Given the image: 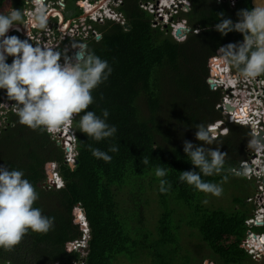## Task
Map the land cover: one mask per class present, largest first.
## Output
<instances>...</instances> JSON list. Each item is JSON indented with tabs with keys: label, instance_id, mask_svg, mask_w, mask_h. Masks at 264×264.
I'll list each match as a JSON object with an SVG mask.
<instances>
[{
	"label": "trees",
	"instance_id": "16d2710c",
	"mask_svg": "<svg viewBox=\"0 0 264 264\" xmlns=\"http://www.w3.org/2000/svg\"><path fill=\"white\" fill-rule=\"evenodd\" d=\"M24 1L15 8L21 10ZM152 1L123 0L120 11L129 29L108 22L96 26L99 40L87 41L86 51L113 69L93 90L94 102L87 110L102 116L107 109L106 122L117 131L95 141L79 131L83 113L77 114L71 127L77 151L74 167L65 162L61 146L47 131L22 125L17 114L8 111L0 126V166L23 171L38 193L33 206L53 219V227L47 233L29 230L12 251L0 250V264H71L77 260L79 254L71 249V242L80 236L74 212L79 204L91 234L88 264L137 262L141 257L146 264H190L191 256L181 255L180 229L184 227L195 231L204 249L217 258L205 259L204 264L249 260L246 237L258 229L245 223L252 206L235 199L238 206L231 212L209 209L203 202L208 193L180 181L179 176L183 171H198L183 151L184 141L203 143L196 139L195 127L207 129L221 118L216 109L220 93L207 83L209 66L219 58V47L243 40L235 31L221 36L215 24L221 13L236 21L238 10L252 8L251 1L238 0L231 6L218 0H190L191 9L183 17L192 31L182 42L172 37L169 25L153 26V14L140 7ZM4 2L0 0V10ZM70 14L65 16H78L80 11ZM209 138L212 143L205 147L223 152L224 164L220 173L201 178L216 185L245 158L243 149L251 135L247 127L231 125L228 136L212 139L209 134ZM113 145L118 150L108 151ZM91 148L106 152L111 160L95 158ZM157 167L167 169L165 177L155 175ZM48 170L59 173L63 188L43 187ZM160 179L167 181L166 187L170 185L165 193L159 190ZM155 210L158 216L151 217Z\"/></svg>",
	"mask_w": 264,
	"mask_h": 264
},
{
	"label": "clouds",
	"instance_id": "9594fccd",
	"mask_svg": "<svg viewBox=\"0 0 264 264\" xmlns=\"http://www.w3.org/2000/svg\"><path fill=\"white\" fill-rule=\"evenodd\" d=\"M26 1H29L35 10L34 14L29 17L28 23L38 28L35 30L36 32H44L47 24H49L45 16L47 2L55 4L60 0H25L21 10L13 9L7 14L0 13V90H5L8 99L15 101L16 114L19 118V123L22 125L32 130L47 131L50 135L55 131L60 134L61 132L59 131L68 126L69 135L65 137L68 140H64L65 134L60 135L63 138V148L66 151L65 162L74 167L77 151L75 134L71 127L72 120L77 114L83 113L79 115V131L95 141L110 138L117 131L114 125H109L106 122L109 116L107 109L102 111V116L96 115L92 110H87L94 102L93 90L109 78L113 69L106 60L85 50L88 40L65 41L57 45L54 51L53 49L30 43L29 39H25L18 32H10L7 35L13 27L24 26V14L22 11L26 8ZM173 1L175 0H170L171 4L169 6L162 5L163 9L170 10ZM66 4L63 0V9L59 8L58 5L54 6V9L57 10L55 11L62 15V21H60V16L56 15L52 22L56 26L60 22L63 24L67 20L79 19L85 16L86 20L83 23L79 22L81 23L79 24L81 33H84L85 28L89 25L97 32L99 31L96 26L105 25L108 22L121 25L116 18L110 17V12L121 13L124 16L120 11L123 2L122 5L117 6L115 0H103L102 3L99 0H78L76 5L80 9H78L80 14L76 17H66L64 15L66 9H68ZM88 4L92 5L90 9H88ZM93 8H96L97 11L95 13L94 11L89 12ZM236 15L237 20L233 21L231 18H224L221 13L219 22L215 24V30L221 36H226L233 31L238 32L242 34L243 40L242 42L228 43L219 47L217 54L225 66H230L235 70L234 79L240 77L255 79L264 75V7L240 9ZM172 17L176 20V16L172 15ZM125 25H127V21ZM125 25L121 26L128 30ZM16 30L19 31L20 29L16 27ZM86 31L90 33L91 29ZM13 34H18L24 39L22 40ZM74 43L76 45L82 44L81 50L73 51L71 44ZM67 47L70 49L69 52L63 50V48L66 49ZM76 52H79V54L75 57ZM9 57H12L11 63H8ZM224 116V114H221L220 119ZM227 121H229V118ZM227 123L245 126L224 121L222 129L227 128ZM210 125H208L207 129L202 125L195 127V137L203 143L197 145L188 140L184 141L183 151L190 163L198 171H183L179 176V180L193 186L196 190L219 195L221 189L218 186L201 178L202 176L220 173L224 164L223 152L219 149L205 147L206 144L212 143L209 138ZM227 134L228 132L220 135L225 137ZM66 147H70V151L66 150ZM117 150L115 145L110 146L108 149L110 152H116ZM91 152L95 158L103 159L105 162L111 160V156L100 149L91 148ZM67 155L73 157L74 161L69 162L66 160ZM142 162L145 165L148 164L147 159ZM48 172L52 177L48 179L49 174L47 175V180L43 187L48 190L63 188L64 181L59 173L53 170H48ZM166 173L167 169L165 168L157 167L155 170V175L160 178L165 177ZM230 173L236 175L231 170ZM55 175L60 179L56 181ZM166 184L167 181L165 179H160L159 190L161 193L168 191L170 185L166 187ZM253 196H249L246 199L248 205L252 206V210L254 207L247 200ZM37 199V191L30 181L24 177L22 170H10L6 166H0V250L12 251L29 230L37 233H47L53 227V219L43 215L39 208L33 206ZM74 212L77 221L80 223L81 230L80 236L71 242V249L79 254L78 259L72 261L71 264H88L87 257L90 252L89 243L91 240L89 224L85 219V214L80 204L74 207ZM262 227H264V224L261 227L250 228L260 229ZM251 234L264 235V232H251L248 235ZM248 255V261H253L251 255Z\"/></svg>",
	"mask_w": 264,
	"mask_h": 264
},
{
	"label": "built area",
	"instance_id": "2783aa9c",
	"mask_svg": "<svg viewBox=\"0 0 264 264\" xmlns=\"http://www.w3.org/2000/svg\"><path fill=\"white\" fill-rule=\"evenodd\" d=\"M159 2H155L156 5H152L151 2L140 3V7L144 10H147L150 13H153L154 9H158L160 12H165L163 9V2L165 0H157ZM238 0H218L220 2H229L231 6H234ZM100 3L103 0H99ZM122 0H115V4L117 6L122 5ZM58 5L59 8H64L63 0L57 1L55 4H51L47 2V7L45 8V16L46 21L49 23L47 24L44 32H36L35 30L38 29L35 25L29 24L28 20L29 17L34 14V9L29 1H26V8L23 9L22 13L24 14L23 25H18L20 30L17 31L16 27L10 29L7 33L9 35L10 32H18L19 34L23 35L25 39H29L30 43L34 45H40L42 47H47L53 49L55 51V47L57 45L62 44L65 41H77V40H88L90 38L99 39L100 34L95 29H93L90 25L88 26V30L91 29L90 33L86 31L85 33H81L79 31V24L83 23L86 20V17H80L79 19H72L67 20L65 23L62 24H54L52 19L56 17V15L60 16V21H62V15L55 12L54 6ZM95 5V4H93ZM92 5L88 4V9H90ZM170 10L182 8L184 11L188 12L191 9V2L190 0H175L173 1V5L170 6ZM11 9L10 11H12ZM160 15V13H159ZM110 17L116 18L121 25H125L126 21L124 16L121 13L117 12H110ZM64 19V18H63ZM101 20V19H100ZM81 21V23H79ZM158 25L154 23L153 26ZM163 25V24H161ZM183 30L180 34H177V29L181 26ZM166 26V25H164ZM170 26V25H169ZM173 30H170V34L172 37L178 41L182 42L186 40L188 34L192 31V29L188 26L187 20L182 19L181 23L176 25H172ZM70 27V28H69ZM171 29V27H170ZM190 30V31H187ZM194 33H198V29L193 30ZM78 51L81 50L82 44L78 45ZM66 47V45H65ZM63 48L65 52H69L70 49ZM217 68L219 75L213 74V69ZM223 76V78L220 76ZM229 75V77H228ZM235 71L230 66H225L220 59H214L210 66H209V76L207 78V83L209 86L213 84V87L210 88L213 91L223 90L224 92H228V87L226 83L230 84L233 88L230 90L231 93L242 94V98L246 96L245 101L239 102L236 100L237 97L231 98L229 95H225L224 98L220 102L217 103L216 109L220 110L222 108L221 114H226L230 112L226 109L225 105L226 102L229 100L233 103L238 105V111H235L230 114V123H239L251 128L252 133L254 136L262 135L264 138V125L262 121H264V76L257 77L255 79H246L243 77L234 79ZM1 91L0 97V105L3 103L7 104L5 107L6 109L0 107V117H6L8 111H12L14 114L17 112V107L15 105V101L9 100L6 94V91ZM248 103V104H246ZM248 105V106H247ZM244 106H247V110L243 111ZM232 112V111H231ZM229 115V114H228ZM225 117L220 120L215 121L213 124L209 126V132L213 139H216L221 135H224L228 132V129H218L216 126L221 124L225 121ZM222 128V126H221ZM262 132V133H260ZM260 133V135H259ZM255 144V149L253 151L250 150V154L247 156L246 159H243L239 162V165L233 167L231 169L232 173L244 177L246 180L254 181L257 187V192L253 197L248 198V202L253 205V210L250 217L245 221L248 227H261L264 224V143L260 140L251 142ZM69 162L74 161V158L69 156L67 158ZM55 180H59L57 175H55ZM81 210V209H80ZM262 222H258V221ZM261 224V225H259ZM264 238V235H248L246 238L245 243V250L248 254L251 255L252 259L255 261L261 260L264 258V240L262 244L259 243L260 239ZM261 244V245H258ZM58 264V263H57ZM76 264H83V263H76Z\"/></svg>",
	"mask_w": 264,
	"mask_h": 264
},
{
	"label": "rangeland",
	"instance_id": "374dc122",
	"mask_svg": "<svg viewBox=\"0 0 264 264\" xmlns=\"http://www.w3.org/2000/svg\"><path fill=\"white\" fill-rule=\"evenodd\" d=\"M52 1H55V0H52ZM66 1H67L66 5H67L68 9H66L64 15L70 14V13L73 14L74 10L77 13L78 12L77 11L78 9L76 8L77 5L75 6V4H73L76 0H66ZM20 2H21V0H5L4 4L0 10V13L7 14L8 12H10V8L17 9L15 7H17V5L20 4ZM155 2H158V1L153 0L151 2V4L156 5ZM14 4L15 5L17 4V5L14 6ZM158 4H159V2H158ZM69 9H71V10H69ZM164 11L165 12H160L158 9H154L153 12L155 14H153V21H155V23H157L158 25L159 24H163L166 26L170 25L171 31L173 30L172 25H176L178 23H181L182 19H185L183 17V15L185 13H187L182 8H179L177 10L176 9H174V10L164 9ZM159 13H160V15H159ZM172 15L176 16L175 17L176 20H174V17H172ZM75 16H76V14L73 15V17H75ZM87 29H88V27L85 28V31ZM85 31H84V33H85ZM94 39H96V38H94ZM71 47H72V50L75 51L78 49L79 46L74 43V44H71ZM85 50H86V48H85ZM212 72H213V74H215L214 71H212ZM240 96H241L240 99H242V97H243L242 94H240ZM244 99H246V96L244 97ZM6 106H7V104H5V103L0 105V107H2L4 109H6L5 108ZM218 112H220V110H218ZM4 119H5V117L4 118H2V116L0 117V126L4 123ZM228 125L229 124L227 123L226 126L229 129V131H228V134L226 136H228L230 133V128ZM220 137H223V136L220 135L218 138H220ZM218 138H216V139H218ZM50 139L53 140L54 142H56V144L58 146H61V142H62L63 138L59 133L53 132V134L50 135ZM61 149L63 150V154H64L63 156L65 157L66 151L64 150L63 146H61ZM243 152H245L244 149H243ZM245 155H246V152H245ZM68 157H69V155H67V158ZM48 174H49V172L47 173V175ZM49 178H51L50 174L48 175V179ZM216 186H218L221 189L220 194L219 195H214L212 193L205 194L203 197L204 205H205V207H207L209 209H222V210L227 211V212L233 211L232 208L235 206H238L234 202L235 199L241 200L242 202H246L247 197L253 196L256 192V184L254 181L246 180L245 178H243L241 176H237V175L228 176L226 179L219 181L216 184ZM179 212H181L180 209H179ZM150 216L151 217H157L158 216L157 210L152 212ZM80 229H81V227H80ZM253 231L256 233H262L264 231V229H262V228L254 229ZM195 234H196L195 231H192L191 229H188L187 227L180 229V243L182 246L181 255L191 256L190 264H204L203 261H205V259H215L216 260L217 258L212 253L209 254V252L204 249V246H202V243L200 242V240L197 238V235H195ZM188 252H190V253H188ZM208 255H209V257L205 258ZM134 261L135 260H130V262L128 263L124 260H120V262L118 264H146L142 260V257L140 258V260H137V262H134ZM261 261H264V258L261 259ZM261 261L260 260L253 261L252 264H261ZM57 263L63 264L60 261L51 262L49 264H57ZM147 264H148V262H147Z\"/></svg>",
	"mask_w": 264,
	"mask_h": 264
},
{
	"label": "bare ground",
	"instance_id": "6f19581e",
	"mask_svg": "<svg viewBox=\"0 0 264 264\" xmlns=\"http://www.w3.org/2000/svg\"><path fill=\"white\" fill-rule=\"evenodd\" d=\"M171 4V2H170V0H165L164 2H163V5H167V6H169ZM57 11V10H56ZM55 11V12H56ZM92 11H94V13L97 11V9L96 8H93V9H91V10H89V12H92ZM181 26V25H180ZM180 28H182V26L180 27ZM213 71L215 72V75L217 74V75H219V73H218V69L217 68H214L213 69ZM220 76L223 78V76L220 74ZM226 86L228 87V91H230V90H232V86L230 85V84H228V83H226ZM236 96V97H238L236 100L237 101H239V102H243V101H245V99L243 100V101H241V99H240V94H237V93H233V94H231L230 96H231V98L230 99H232L233 98V96ZM239 102L237 103V104H235V103H233L232 101H228V102H226V105L225 106H231V107H233L232 109H233V112H235V111H238V105H240L239 104ZM246 104H248V103H246ZM248 106V105H247ZM247 106H244L245 108H243V111H246L247 110ZM233 112H228V114H229V118H230V114L231 113H233ZM230 120V119H229ZM218 125H220V126H222L221 124H218ZM218 125L216 126L218 129H220V127H218ZM58 131V130H57ZM56 132V131H55ZM59 132H61L60 134H62V135H64L65 134V136H64V138L67 136V135H69V130H68V126L67 127H64V129L62 130V131H59ZM67 138H65L64 140H66ZM68 140V139H67ZM263 140H264V138H263ZM65 145H66V142H65ZM70 145V144H69ZM69 148V151H70V147H68ZM258 222H262V221H258ZM259 225H261V224H259ZM264 240V238H262V239H260V242L259 243H261L262 244V241ZM261 244H258V245H261Z\"/></svg>",
	"mask_w": 264,
	"mask_h": 264
},
{
	"label": "flooded vegetation",
	"instance_id": "af4514ba",
	"mask_svg": "<svg viewBox=\"0 0 264 264\" xmlns=\"http://www.w3.org/2000/svg\"><path fill=\"white\" fill-rule=\"evenodd\" d=\"M66 3H67V1L66 0H64ZM219 93H220V101L222 100V98H224V96L225 95H231V94H233V93H231L230 91H228V92H224L223 90L221 91V90H219ZM236 96L234 95L233 96V98H235ZM238 98V97H237ZM236 98V99H237ZM243 100V98L241 99V101ZM231 108H233V107H231ZM218 111V110H217ZM233 112V111H232ZM220 113H221V111H220ZM226 114H228V112L226 113ZM215 121H217V120H215ZM215 121H213V122H215ZM225 122H229V121H227V120H225ZM262 123H263V125H264V121H262ZM230 125V124H229ZM228 125V126H229ZM231 126V125H230ZM218 127H220V129H222L221 128V126L220 125H218ZM244 127H247L249 130H250V135H251V138H250V140L248 141V143H247V145L245 146V152H246V156H245V158L244 159H246L247 158V156L250 154V150L251 151H253L254 149H255V144H252L251 142H253V141H258V140H260L261 142L263 141V136L262 135H260V133H262V132H260L259 133V137L258 136H254V134L252 133V129L251 128H249L248 126H244ZM230 128V127H229ZM228 131H229V129H228ZM263 143V142H262ZM252 146H253V148H252ZM243 160V159H242ZM253 261H255V260H253ZM253 261H244L242 264H252V262ZM261 261V260H260ZM230 264H241V263H230ZM261 264H264V261H261Z\"/></svg>",
	"mask_w": 264,
	"mask_h": 264
},
{
	"label": "water",
	"instance_id": "95a60500",
	"mask_svg": "<svg viewBox=\"0 0 264 264\" xmlns=\"http://www.w3.org/2000/svg\"><path fill=\"white\" fill-rule=\"evenodd\" d=\"M250 1H251L252 8H253V7H264V0H250ZM125 27H126L127 29H129L128 24L125 25ZM182 30H183V28H178V29H177V34H180ZM187 31H190V30H187ZM78 54H79V52H76V53H75V57H76ZM212 87H213V84L210 85V88H212ZM225 107H226V109H227L228 111H230V112L233 111V109L231 108V106H225ZM220 110H222V108H220ZM224 117H225L226 120H228L229 115H228V114H225ZM262 142L264 143V140H263ZM63 145H64V143H63V140H62V142H61V146H63ZM252 148H253V146H252ZM65 149H66V150H69L68 147H66Z\"/></svg>",
	"mask_w": 264,
	"mask_h": 264
}]
</instances>
